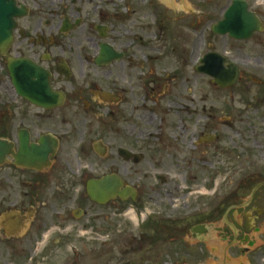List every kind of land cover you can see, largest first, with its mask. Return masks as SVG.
Segmentation results:
<instances>
[{"label": "flooded vegetation", "instance_id": "af4514ba", "mask_svg": "<svg viewBox=\"0 0 264 264\" xmlns=\"http://www.w3.org/2000/svg\"><path fill=\"white\" fill-rule=\"evenodd\" d=\"M16 1L25 15L17 19L10 52H15L17 60L31 61L45 70L50 87L62 92L65 102L61 107L43 109L26 100L24 96L34 86L19 80V93L10 77L6 57L0 53L2 71L7 68L6 78L21 101V111L13 112L17 120L14 115L0 111V140L12 143L11 152L15 154L22 143L24 156L21 166L11 153L0 160V264H52L59 251L57 246L72 238L75 243L83 244L85 229L91 226L95 229L96 224H110V221L112 228L116 223L114 217L120 213L131 223L120 221V227L126 225L125 236L132 252L149 249L150 242L159 248L167 242L174 247L184 242L192 246L191 250L201 244L207 248L213 229L223 237L224 252L230 253L228 257L235 255L233 251L241 252L249 264H254L253 254L258 247L250 234H259L261 226L256 215L251 219L248 210H244L251 205L258 213L255 195L263 199L259 192L264 191V173L256 172L244 183V180L232 179L231 167L227 170L231 175L217 181L224 173L223 166L233 162L237 151L222 144L219 127L210 129L215 114L205 105L209 97L198 95L188 77L194 73L191 79L199 82L200 63L190 62V51H185L183 59L169 64L164 46L146 48L145 39L137 30L125 29L128 20L125 10L131 9L130 0H121V8L115 13L106 8L113 0L101 6L94 4L96 0ZM104 47L110 51L103 54ZM209 48L207 54L218 52L212 46ZM220 54L240 70L238 81L224 89L209 78L213 86L228 90L233 99L237 87L246 81L244 69L238 56ZM227 62L225 69H228ZM179 64V68H186V74L178 70ZM170 65L173 69L169 74ZM251 79L264 86V78ZM184 87H187L185 92ZM262 98L264 101V95L259 101ZM25 105L30 108L25 109ZM254 111L261 114L260 110ZM228 114V121L222 122L227 132L245 141L246 136L256 139L258 135L248 130L246 125L250 129L252 126L242 118V112L237 114L232 108ZM260 120V135L264 139L263 113ZM17 121L19 127L15 132ZM66 133L70 134L69 138L79 140L76 149L79 156L98 157L105 170L102 175L121 179L122 190L127 191L125 199L97 204L89 197L87 187L90 180L97 178L95 174L81 169L75 176H64L61 148ZM110 135L116 136V148H111L107 141ZM44 141L49 144L48 157L41 155L36 159ZM118 163L121 168L116 174L113 165ZM175 166H184L185 182L196 180L204 172L211 182L204 185V192L193 190V184H189L182 198L143 193L145 182L155 180L161 186L168 184L171 177H176L172 173ZM91 171L98 173L95 167ZM255 181L258 182L249 199L244 200L243 190ZM75 184L80 187L86 184V190L73 194ZM226 188L231 190L228 195H225ZM211 199L215 200L214 205L207 203ZM180 201L184 203L185 219H197L187 227L188 239L182 238ZM136 222L140 235H128ZM75 224L79 225L78 229ZM116 231L112 228L102 235V240L98 239L100 249H115L119 245L124 234L120 236L121 230L118 234ZM71 250L78 258L80 249L74 245ZM190 254L187 252L186 256ZM182 257L178 254L175 259Z\"/></svg>", "mask_w": 264, "mask_h": 264}, {"label": "rangeland", "instance_id": "374dc122", "mask_svg": "<svg viewBox=\"0 0 264 264\" xmlns=\"http://www.w3.org/2000/svg\"><path fill=\"white\" fill-rule=\"evenodd\" d=\"M110 0H96L94 3L97 6L104 5L105 2L108 3ZM123 1L113 0V4L110 7H106L110 13H115V10L120 7V4ZM250 2V8L254 12L260 13L262 21L264 23V0H248ZM232 0H177L175 6L165 5L163 0H130L128 2L129 7L125 10L126 17L128 18L125 29H130L133 32L136 30L143 39H145L146 48H159L164 46L166 50V61L171 64V62H178L177 59H183L186 50L190 51V62L196 64L200 63L201 58L210 51L212 46L216 51L220 53L232 54L234 57H239L240 65L244 69L245 80L238 87V92L233 93V99L228 90L224 91L218 86H213L211 80L208 76L200 74L199 82H194L191 79V76H195L193 73L191 75L190 69L188 70L191 76H188L191 82L194 83L195 89L198 95H205L209 97V101L205 105L211 107L213 113L215 114V120L211 124V128L219 127L220 134L223 136L222 144L228 147L234 148L237 152V159L235 158L233 162H228L223 166L224 173H222L217 181L225 178L229 174L228 169L232 167L234 180H240L246 183V179L254 177V173L262 172L264 173V139L261 137V116L264 114V108H261L263 105V98L259 101L261 95H264V86L259 85L255 80L251 79L254 77L256 79L264 78V32H259L253 39H249L244 42H238L232 40L228 36H219L213 33L212 28L214 24L221 21L224 17L225 9L230 6ZM127 6V4H126ZM118 11V10H117ZM120 32H124L122 29ZM237 50L239 52L237 53ZM171 52V55H170ZM15 52H9V57H14ZM170 55V56H169ZM2 59L0 57V79L3 80L0 83V111L1 113H9V115H14L13 112L21 111V101L15 95L14 90L11 87L10 79L6 78L8 75L7 68L6 71H2L1 68ZM180 64L178 65V68ZM173 66L170 65L167 68V72L170 74ZM178 70L184 71L186 74V68L181 67ZM5 83V85H3ZM187 87H184V92ZM200 93V94H199ZM196 95V98L198 97ZM30 108L25 105V109ZM234 109L238 114L239 112L243 113L242 118L249 122L252 126L251 129L248 125L246 127L248 130L256 133L258 136L256 139L247 138L246 141L241 137L234 136L230 132H227L226 125H223L222 122H227L229 118L228 112L231 109ZM33 109V108H31ZM260 110L261 114L255 112L254 110ZM15 116V115H14ZM16 120L18 116H15ZM202 122V120H200ZM16 128L15 132L19 127V123L14 122ZM244 127L245 125H241ZM70 134H65V140L63 141V146L61 148V155L64 166V176L67 175L75 176L82 169L83 171H89L91 175H94L98 178L104 173V168L101 164V161L98 157L89 158L81 154L79 156L76 153V149L79 148L78 139L69 138ZM107 141L111 144V148H116L118 146V141L115 135H110ZM100 164V165H99ZM87 165V166H86ZM86 166V168H85ZM96 168L98 173L91 171V168ZM121 165H113V172L118 174L120 173ZM173 175L176 177H171V180L168 184L161 186L155 180L151 183L143 184V193L146 195H151L152 197L158 195L171 194L176 198H182L187 192V187L192 185V189L196 191H205L204 185L208 182H211L210 179L206 178L205 172L198 176L194 181L185 182L182 177L185 173L184 166H175L172 170ZM63 176V177H64ZM259 181V180H258ZM244 189V200H248L249 196L252 193V189L256 186L257 182ZM228 183V182H227ZM222 184V185H227ZM238 183V182H237ZM190 184V185H189ZM86 184L84 186H78L75 184L76 189L73 191V194L78 192H83L86 190ZM264 190V189H263ZM231 190L226 188L225 195L230 194ZM262 193V194H261ZM260 197L263 199L256 198L259 205V211L256 213L255 208H252L251 205L246 208L244 211H247L251 216V219H257V224L261 226V231L258 234L251 233V239H255V246L258 247L256 252L253 254V263L254 264H264V191L259 192ZM213 197L212 194H210ZM182 201V199H180ZM179 202V216H181V227H183L182 238L188 239L187 235L189 234L190 229L187 227L194 224L197 220L196 218H190L189 220L185 219L187 217L184 215L185 209L183 208L184 203ZM210 203H215L214 199H211ZM256 203V202H255ZM254 203V204H255ZM212 205V207H213ZM211 207V208H212ZM183 208V211H182ZM204 209V206L202 207ZM201 209V210H203ZM195 213V212H194ZM192 213V214H194ZM253 215H256L254 218ZM238 216V215H237ZM239 217V216H238ZM116 219L115 232L118 234L120 231V236L123 237L120 239L119 245L115 249L108 247L99 248L95 239V231L100 235L111 232V221L110 224L105 222H100L96 224L95 229L91 227L85 229L86 235L84 237L89 238V241H84L82 244H77L74 242V238L68 239L65 244L59 245L56 247L59 251L56 253L57 258L52 264H249L247 256H243L241 252L235 253L232 258L230 253L224 252L226 248L218 234L211 229V236H209V247L204 245H198L195 248H192L191 245L187 243H182L179 247L169 246L167 242L166 246H160V248L153 245V242H150L149 249L146 250H134L132 252L128 246L127 235L125 236V224L120 227L121 222L129 223L124 218V215L115 216ZM121 221V222H120ZM69 225V224H68ZM71 225H74L71 224ZM77 225V224H75ZM218 225H221L218 223ZM78 226L76 229H78ZM57 227H55L56 229ZM95 230V231H93ZM94 232V233H93ZM164 233L165 235H168ZM78 234V232L76 233ZM75 234V235H76ZM112 234V233H111ZM128 235L139 236V229L132 225ZM59 234L54 236L58 237ZM74 245L77 246L80 250L79 259H76V256L70 250L74 248ZM248 246V245H246ZM181 247V249H180ZM225 247V248H223ZM55 249V250H56ZM191 253L190 256H186V253ZM212 253V254H211ZM178 254H182V258H177ZM225 255L227 257H225Z\"/></svg>", "mask_w": 264, "mask_h": 264}, {"label": "water", "instance_id": "95a60500", "mask_svg": "<svg viewBox=\"0 0 264 264\" xmlns=\"http://www.w3.org/2000/svg\"><path fill=\"white\" fill-rule=\"evenodd\" d=\"M175 3L177 0H164ZM231 7L225 12L224 20L213 27V32L217 35L225 36L228 34L233 39L248 40L255 36L256 33L264 31V24L259 15L249 10V3L245 0H234ZM25 12L17 8L16 0H0V52L6 54L15 39L14 30L17 27L16 18L24 17ZM110 51L107 47L103 48V54ZM227 59L218 53H210L204 57L202 66L198 68L201 73H206L215 79L217 84L222 88L235 85L238 81L240 70L236 69L233 63H228V69H225ZM8 68L15 89L19 90V80L28 85H33L24 96L34 105L41 106L45 109L60 107L65 99L64 94L54 92L50 87L49 75L41 67H36L31 61L9 59ZM29 140V137H27ZM42 148L38 151L36 159L47 155L49 146L47 141L42 142ZM17 154L11 152L13 144L0 140V160L6 158L9 153L16 158L17 165L24 164L23 145L20 144ZM57 147V145H55ZM34 156L33 154H31ZM34 156V157H35ZM122 181L119 177L112 175L98 180H92L88 183V193L93 201L100 204H107L111 199L122 197L125 199L126 192L122 190Z\"/></svg>", "mask_w": 264, "mask_h": 264}, {"label": "bare ground", "instance_id": "6f19581e", "mask_svg": "<svg viewBox=\"0 0 264 264\" xmlns=\"http://www.w3.org/2000/svg\"><path fill=\"white\" fill-rule=\"evenodd\" d=\"M163 2H164L165 5L175 6V3H172V2H169V1L167 2V1H164V0H163Z\"/></svg>", "mask_w": 264, "mask_h": 264}]
</instances>
